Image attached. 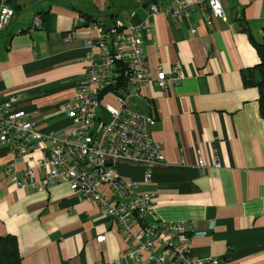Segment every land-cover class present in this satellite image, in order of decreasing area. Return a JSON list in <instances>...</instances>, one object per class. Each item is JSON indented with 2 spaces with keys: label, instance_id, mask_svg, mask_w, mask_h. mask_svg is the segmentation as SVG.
<instances>
[{
  "label": "crops",
  "instance_id": "0c3cea01",
  "mask_svg": "<svg viewBox=\"0 0 264 264\" xmlns=\"http://www.w3.org/2000/svg\"><path fill=\"white\" fill-rule=\"evenodd\" d=\"M144 1L0 0L13 11L0 30V100L12 95L35 129L62 137L72 124L66 105L76 93L85 59L90 53L98 57L95 39L143 24L151 81L136 97L155 119L151 137L164 162L150 167L118 163V174L153 193L157 219L187 223L191 256L264 264V120L257 87L242 78L249 70L256 76L259 57L248 34L264 41V0H221L225 19L210 23L204 4L172 19L148 13ZM35 15L41 18L38 25L32 24ZM176 61L182 80L161 90L154 83L157 69L169 74ZM99 99L95 116L107 122L105 105L116 106V95L109 91ZM51 145L50 139L41 142ZM38 156L37 148L10 156L0 145V235L15 237L20 264L119 259L127 248L122 234L67 183L17 187L4 176L7 164L20 171ZM99 235L105 236L102 242L96 241ZM120 264L131 263L122 259ZM136 264L150 262L144 254Z\"/></svg>",
  "mask_w": 264,
  "mask_h": 264
},
{
  "label": "built area",
  "instance_id": "2783aa9c",
  "mask_svg": "<svg viewBox=\"0 0 264 264\" xmlns=\"http://www.w3.org/2000/svg\"><path fill=\"white\" fill-rule=\"evenodd\" d=\"M196 4L208 7L207 23L211 18L225 19L221 0H154L147 4V12H162L180 19L189 15ZM12 16L11 8L1 3L0 30ZM39 22L41 18L35 15L32 24ZM145 29L143 24L127 25L115 28L111 38L103 33L95 39L98 57L90 53L85 59L76 93L66 105L72 124L62 137L35 129L34 121L15 106L12 95L0 100V145L14 157L28 155L34 148L39 150L32 166L16 171L7 164L3 174L17 187L65 182L83 200L94 203L102 216L113 221L127 248L119 259L97 264H120L122 259L136 264L144 254L150 264H223L217 257L191 256L187 223L157 219L152 209L153 193L140 190L137 181L123 179L116 170L118 163L150 167L164 162L159 145L151 137L154 117L133 108L130 101L142 85L151 81L142 50ZM122 67L128 76V87L115 94L116 106L105 105L110 118L96 126L93 108L99 103L100 92L117 83ZM182 78L181 65L176 61L169 74L159 67L154 83L164 90L169 82L178 83ZM47 139L52 141L49 148L41 146ZM198 165L203 166L201 159ZM149 176L147 173L145 181ZM104 239V235L96 237L97 242Z\"/></svg>",
  "mask_w": 264,
  "mask_h": 264
},
{
  "label": "trees",
  "instance_id": "16d2710c",
  "mask_svg": "<svg viewBox=\"0 0 264 264\" xmlns=\"http://www.w3.org/2000/svg\"><path fill=\"white\" fill-rule=\"evenodd\" d=\"M8 1V0H7ZM154 0H145L144 4L147 5ZM84 18V15H83ZM90 18H86V22H89ZM246 30V29H245ZM249 35V39L252 45L255 47L258 57L259 63L254 67V71L256 72V76H251V71L247 73H243L242 78L245 85H252L257 87L259 97H258V108L261 118L264 120V41L258 42L256 41L251 34ZM128 76L124 68H121V74L119 79L115 85L109 86L106 89L100 92L99 96L104 95L105 93L111 91L115 94H120L121 90H126L128 87ZM0 264H20V254L18 252V245L15 237L11 234L0 235Z\"/></svg>",
  "mask_w": 264,
  "mask_h": 264
},
{
  "label": "water",
  "instance_id": "95a60500",
  "mask_svg": "<svg viewBox=\"0 0 264 264\" xmlns=\"http://www.w3.org/2000/svg\"><path fill=\"white\" fill-rule=\"evenodd\" d=\"M130 101L135 105L136 108L146 111V105L143 99L136 96H131Z\"/></svg>",
  "mask_w": 264,
  "mask_h": 264
},
{
  "label": "rangeland",
  "instance_id": "374dc122",
  "mask_svg": "<svg viewBox=\"0 0 264 264\" xmlns=\"http://www.w3.org/2000/svg\"><path fill=\"white\" fill-rule=\"evenodd\" d=\"M96 106H97V105H96ZM96 106H95V107H96ZM95 107L93 108V111H94ZM99 122H100V120L97 119V121H96V126L98 125ZM104 122H105V121H104Z\"/></svg>",
  "mask_w": 264,
  "mask_h": 264
}]
</instances>
